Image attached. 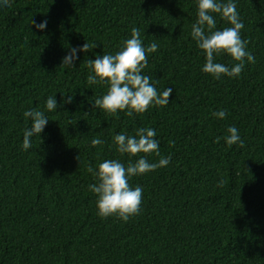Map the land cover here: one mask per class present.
<instances>
[{"label":"trees","instance_id":"trees-1","mask_svg":"<svg viewBox=\"0 0 264 264\" xmlns=\"http://www.w3.org/2000/svg\"><path fill=\"white\" fill-rule=\"evenodd\" d=\"M9 2L0 0V264H264V0H233L255 62L219 79L202 71L206 54L191 36L198 0ZM212 15L217 29L231 26ZM133 27L145 49L158 44L143 74L172 93L166 106L109 114L93 106L109 85L88 83L87 60L115 54ZM85 43L96 46L62 65ZM216 62L238 63L227 53ZM33 108L48 122L24 150ZM229 126L243 147L225 142ZM140 127L156 130L159 155L116 150V134ZM166 156V167L129 178L143 189L138 215H98L89 166Z\"/></svg>","mask_w":264,"mask_h":264},{"label":"clouds","instance_id":"clouds-1","mask_svg":"<svg viewBox=\"0 0 264 264\" xmlns=\"http://www.w3.org/2000/svg\"><path fill=\"white\" fill-rule=\"evenodd\" d=\"M2 6L11 7L9 0H2ZM213 13L229 22L230 27L217 29ZM37 29H44L47 21L37 24L31 21ZM244 25L239 18L236 4L233 0L221 2V0H198L197 20L192 25L191 36L197 46L206 54V62L202 71L212 74L216 79L221 75L238 77L245 64L254 63L255 57L246 50L249 43L241 38L240 32ZM96 45L83 44L79 49L73 47L70 53L63 58L62 65L74 67L78 58L77 51H90ZM158 44L153 42L147 49L142 45L140 31L133 27L131 38L123 42V46L115 54H103L96 59H88L87 66L91 73L87 77L89 84L107 83L108 89L105 95L94 101V108L99 107L109 114H117L118 111H125L131 117L133 112L140 114L146 112L149 107L166 106L172 88H165L162 92L157 91L151 83V77L143 74L147 67V53L156 52ZM227 53L233 60L237 61L231 67L216 62V56ZM72 97L68 96L66 103L71 102ZM46 108L49 111L57 108V101L49 96L46 101ZM25 118H31V126L24 131L22 147L28 150L31 146V137L43 132L47 125L48 118L44 112L33 108L24 112ZM218 118H225L226 110H219L213 113ZM228 135L224 136L225 142L231 146L239 144L243 147L244 141L240 138L238 129L235 126L227 128ZM156 130L151 127H140L136 129L135 135L118 133L113 137L116 150L120 154L136 156L139 153H156L159 155V141L155 138ZM221 137H216V142ZM103 141L93 139L92 145H100ZM171 157H161L158 163L149 162L146 157H140L135 162L128 161L127 167L116 159H106L100 162L97 170L89 166L88 171L93 174L97 182L89 185V191L96 194V206L98 215L107 218L117 215L127 222L132 216L138 215L142 203L143 189L140 186L134 188L129 184V178L156 170L158 167H166ZM222 183V182H221Z\"/></svg>","mask_w":264,"mask_h":264}]
</instances>
